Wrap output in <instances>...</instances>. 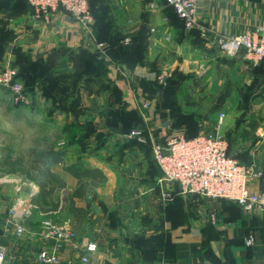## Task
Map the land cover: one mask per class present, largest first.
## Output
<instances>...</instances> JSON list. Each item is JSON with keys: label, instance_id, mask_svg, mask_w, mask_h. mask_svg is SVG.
<instances>
[{"label": "crops", "instance_id": "1", "mask_svg": "<svg viewBox=\"0 0 264 264\" xmlns=\"http://www.w3.org/2000/svg\"><path fill=\"white\" fill-rule=\"evenodd\" d=\"M87 1L99 16L93 26L111 24L124 34H109L105 46L63 11L35 19L26 0H0V70L21 58L29 75L32 71L37 79L46 77L49 90H60L57 108L48 111L58 120L55 149L66 151L65 166L81 163L106 177L100 187L74 200L84 211L79 220L67 212L76 181L63 173L62 165L51 167L66 181L58 193V210L41 214L30 207L22 235L15 233L12 215L3 220L7 208L0 205L3 264H39L38 253L51 250L41 238L42 224L65 221L75 240L62 244L58 264H264V217L178 195L174 186L161 183L150 149L152 141L203 132L206 124L200 121L209 117V108L197 112L192 97L202 94L204 100L207 95L191 88L205 79L183 76L196 75L206 62L218 67L232 62L230 66L242 70L243 60L219 57L211 43L216 35L264 27V0H197L199 27L192 31L178 27L172 14L171 22L164 0ZM151 29L157 33L150 34ZM99 43L104 44L102 51ZM174 73L181 78H166ZM50 101L48 96L46 103ZM2 176L6 180H0V195L8 200L6 191L11 194L17 185L6 182L19 180L13 174ZM248 187L258 192L263 181L254 178ZM32 192V184L20 186L26 201ZM248 237L253 239L250 247L244 244Z\"/></svg>", "mask_w": 264, "mask_h": 264}, {"label": "rangeland", "instance_id": "2", "mask_svg": "<svg viewBox=\"0 0 264 264\" xmlns=\"http://www.w3.org/2000/svg\"><path fill=\"white\" fill-rule=\"evenodd\" d=\"M89 11L94 22L99 16L94 14L90 6ZM166 13V16L172 19L171 22H173V18L170 16L172 12ZM163 20L168 23L167 19L163 18ZM99 25L100 27L96 32L100 42L104 43L105 46L109 45V34H124V32L119 30L114 31L111 24L109 26L106 23ZM149 32L154 34L157 33V30L151 29ZM218 53L219 57L227 58L219 51ZM106 56L109 57V54L106 53ZM98 60L97 62H102L100 59ZM241 64L242 70L240 68L236 70L232 62L220 64L219 67L214 63L206 62L203 63V70L195 73L196 75L192 72H183L186 74L183 78L192 77L202 81L205 79L202 85L191 88L192 90L194 89V92H202L203 90L207 95L204 100L202 99V94L200 96L195 93V96L192 97L197 112H201L204 109L203 113H205V108H209V117L200 121L206 124L200 134L209 133L220 137V139L225 141L227 153L232 159L245 166L249 172L264 175V66L258 68L247 61H243ZM83 66L85 65L83 64ZM10 68L15 71V81L23 88L26 102L17 100L11 92L0 87V150L4 151V148H10L12 151L11 158L20 159L22 165L27 166L37 157L39 151L44 147V143H49L53 146L57 143L54 139L59 136V131L57 130L58 120L51 118L48 115V111L52 112L54 108H57L58 99H61L60 90L59 92L58 90L56 92L55 90H49L51 82L46 81L47 79H44L46 77H38L36 83H33L31 79L27 80L25 75V73L27 74L25 72L26 67L21 58L17 59ZM250 69H252L251 74H249ZM181 72L178 73L181 74ZM178 73H174L172 76L169 75L166 78H181ZM162 77L165 78V75H162ZM172 89L178 90L179 88ZM184 89L187 90L188 88ZM48 90L51 95H54H48ZM187 91L191 92V90ZM48 96L51 101L46 103ZM205 100L208 101V106ZM46 114L47 118H44ZM220 115H223V117L219 121ZM2 155L3 152H0V160H2ZM18 169L20 170L21 168L19 167ZM6 170L0 163V173H4ZM13 176L17 177L19 181L6 183L7 186L10 185L12 187L17 185L16 191H12L11 194L8 190L6 191L5 194H8V200L6 198L2 200L0 195V205L3 208H7V213L3 220L8 218L12 214L11 210L21 202V210L24 209V206L28 210L30 207H34L31 205L27 206L26 197L20 194V186L32 184L35 187V192L32 193L35 194L37 192L35 184L25 178L26 174H13ZM0 180H6V177L2 176ZM10 195H12L11 198ZM193 197H198L203 205L222 203L225 206H235L226 201L209 200L196 195ZM23 216L20 218L19 223L27 228L29 214L26 218Z\"/></svg>", "mask_w": 264, "mask_h": 264}, {"label": "built area", "instance_id": "3", "mask_svg": "<svg viewBox=\"0 0 264 264\" xmlns=\"http://www.w3.org/2000/svg\"><path fill=\"white\" fill-rule=\"evenodd\" d=\"M26 3L35 19L63 11L92 34L93 20L87 0H26ZM165 4L172 9L186 31L199 27L196 23L197 0H165ZM211 45L229 59L258 65L264 62V27L239 35H216ZM97 49L102 51V44H97ZM15 78V71L5 66L0 72V87L11 92L17 100L26 102L23 88ZM222 117L219 116V121ZM131 134L141 143L145 142L139 132ZM150 149L153 162L160 172L161 183L174 186L178 195H196L209 200L230 202L245 214L256 213L264 217V175L253 174L232 159L227 153L225 141L220 137L205 133L187 138L180 134L164 142L152 141ZM254 178L263 181V187L258 192H251L248 187ZM21 207L22 202L11 210L17 235L24 233L20 218L23 215L26 218L29 214L27 207L24 206L22 210ZM210 220L212 225L216 223L214 216ZM42 231L41 238L50 244L51 250H41L37 261L39 264H58V252L62 244H74L75 233L71 224L68 221L61 224L44 222ZM244 244L246 247L252 246L253 239L248 237ZM87 250L92 251L94 247L88 246ZM5 255V248L0 245V264L4 263Z\"/></svg>", "mask_w": 264, "mask_h": 264}, {"label": "trees", "instance_id": "4", "mask_svg": "<svg viewBox=\"0 0 264 264\" xmlns=\"http://www.w3.org/2000/svg\"><path fill=\"white\" fill-rule=\"evenodd\" d=\"M166 7L172 12L174 18L179 24V27L184 29L182 22L177 19L172 9L167 5ZM99 24L102 23L95 22L92 30V35L95 36L98 41L100 40L96 31L100 27ZM106 52L109 54L108 49H106ZM97 56L98 55L93 56L92 54V57H94L96 61H99ZM96 63L98 65H102L99 62ZM259 65H264V62H261ZM29 70H25V72H27V74L25 73L27 80L31 79L33 83H36V81H38L37 77L32 76V71L29 75ZM57 140L58 136L55 137L54 141L56 142ZM4 149V151L0 150L1 153L3 152L0 163L2 164L3 168L7 169L4 173L17 175L26 174L25 178L33 182L37 187V192L30 198V205L34 206L41 214H48L58 210V193L66 187V181L61 175L52 172V166L62 165L63 173L71 176L76 181V187L71 192L68 199L67 212L77 220L82 218L84 211L75 207L74 200L85 197L90 190L100 187L106 181V177L103 172L97 168L90 169L81 163L73 166H65L63 162V156L65 155L66 151L56 150L55 147L49 143H44V147L39 151L37 157H35L27 166H23L20 159L11 158L12 151L10 148L7 147ZM19 167L21 168L20 170L18 169ZM2 174L3 173H0V176Z\"/></svg>", "mask_w": 264, "mask_h": 264}, {"label": "water", "instance_id": "5", "mask_svg": "<svg viewBox=\"0 0 264 264\" xmlns=\"http://www.w3.org/2000/svg\"><path fill=\"white\" fill-rule=\"evenodd\" d=\"M32 195H33V193H31V194L29 195V197H28V200H27V206H30V198H31Z\"/></svg>", "mask_w": 264, "mask_h": 264}]
</instances>
